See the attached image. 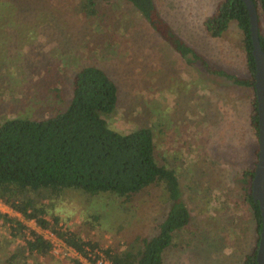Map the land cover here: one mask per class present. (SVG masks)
Returning a JSON list of instances; mask_svg holds the SVG:
<instances>
[{
	"label": "rangeland",
	"instance_id": "374dc122",
	"mask_svg": "<svg viewBox=\"0 0 264 264\" xmlns=\"http://www.w3.org/2000/svg\"><path fill=\"white\" fill-rule=\"evenodd\" d=\"M154 1L162 19L203 61L188 62L121 0L99 5L94 17L82 0H0V126L50 116L59 104L53 94L62 91L68 101L78 69L101 66L120 89L110 126L121 133L152 129L158 159L176 169L192 216L165 253V264H240L260 241L243 183L245 171L258 162L259 137L249 124L255 93L230 79H250L242 34L235 23L219 39L207 33L204 21L219 0ZM169 208L162 188L129 202L68 190L54 214L61 228L81 231L104 253L153 237ZM26 226L42 233L33 221ZM5 238L11 239L10 229L0 220V240ZM19 242L0 250V264ZM42 262L73 264L54 256Z\"/></svg>",
	"mask_w": 264,
	"mask_h": 264
},
{
	"label": "trees",
	"instance_id": "16d2710c",
	"mask_svg": "<svg viewBox=\"0 0 264 264\" xmlns=\"http://www.w3.org/2000/svg\"><path fill=\"white\" fill-rule=\"evenodd\" d=\"M110 1L82 0L80 5L90 17H94L99 15L98 6ZM121 1L132 6L154 30L161 31L175 51L188 62L204 60L162 19L154 0ZM252 1L258 13L259 40L264 51V0ZM232 23L242 34L245 66L250 79L233 75L230 79L236 86L251 87L255 93L249 124L258 138L257 67L245 3L242 0H219L215 12L204 21V28L212 38L219 39ZM119 90L101 66H83L72 78L68 101L62 91H57L60 95L53 94V98H59V104L50 110V116L15 118L1 124L0 202L20 216L11 218L0 212V220L9 227L11 238L0 240V250L17 239L21 241L1 260V264H44L42 259L46 261L52 257V243L26 226V222L32 221L41 230L53 232L83 258L89 260V253L96 254L99 249L101 252L100 244L84 241L81 231L70 232L60 227L61 220L54 210L68 190L90 196L108 194L129 202L148 189H163L170 208L158 224L157 233L153 237H138L124 246L104 250L112 264H165V253L176 245L177 233L191 226L192 216L183 200L177 171L159 161L152 129L141 127L121 133L110 126L108 120L119 110ZM253 178L254 170H246L243 178L245 201L261 234V211L252 197ZM72 261L73 264H83L79 259ZM240 264H257V250L245 255Z\"/></svg>",
	"mask_w": 264,
	"mask_h": 264
},
{
	"label": "water",
	"instance_id": "95a60500",
	"mask_svg": "<svg viewBox=\"0 0 264 264\" xmlns=\"http://www.w3.org/2000/svg\"><path fill=\"white\" fill-rule=\"evenodd\" d=\"M249 12L251 35L254 46L253 56L256 62V94L259 109V153L252 181V197L260 207L262 231L257 250V264H264V51L259 40V18L252 0H242Z\"/></svg>",
	"mask_w": 264,
	"mask_h": 264
},
{
	"label": "built area",
	"instance_id": "2783aa9c",
	"mask_svg": "<svg viewBox=\"0 0 264 264\" xmlns=\"http://www.w3.org/2000/svg\"><path fill=\"white\" fill-rule=\"evenodd\" d=\"M5 207L9 208L0 202V211L4 212L3 208ZM6 213L8 214L9 212ZM41 234L44 236L46 240H49L52 243L51 255L54 256L55 258H58L59 260L76 258L79 259L83 264H112L103 252L97 251L96 254L89 253V260H88L86 258H83L78 251L67 246V244L62 239L57 237L53 232L49 230H42Z\"/></svg>",
	"mask_w": 264,
	"mask_h": 264
}]
</instances>
